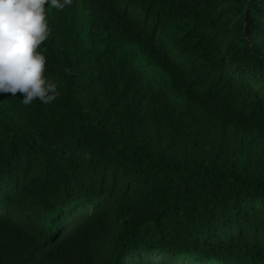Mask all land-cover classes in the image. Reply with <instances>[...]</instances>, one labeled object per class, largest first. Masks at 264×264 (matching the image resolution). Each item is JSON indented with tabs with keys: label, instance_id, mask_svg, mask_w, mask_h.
<instances>
[{
	"label": "trees",
	"instance_id": "obj_1",
	"mask_svg": "<svg viewBox=\"0 0 264 264\" xmlns=\"http://www.w3.org/2000/svg\"><path fill=\"white\" fill-rule=\"evenodd\" d=\"M45 7L60 95L0 93V264H264V0Z\"/></svg>",
	"mask_w": 264,
	"mask_h": 264
},
{
	"label": "clouds",
	"instance_id": "obj_2",
	"mask_svg": "<svg viewBox=\"0 0 264 264\" xmlns=\"http://www.w3.org/2000/svg\"><path fill=\"white\" fill-rule=\"evenodd\" d=\"M73 0H0V93L23 96L31 105L55 101L58 85L45 77L47 58L39 51L49 37L46 5L63 10Z\"/></svg>",
	"mask_w": 264,
	"mask_h": 264
},
{
	"label": "rangeland",
	"instance_id": "obj_3",
	"mask_svg": "<svg viewBox=\"0 0 264 264\" xmlns=\"http://www.w3.org/2000/svg\"><path fill=\"white\" fill-rule=\"evenodd\" d=\"M151 264H197L187 258V256L170 257L166 255H156L150 258Z\"/></svg>",
	"mask_w": 264,
	"mask_h": 264
}]
</instances>
